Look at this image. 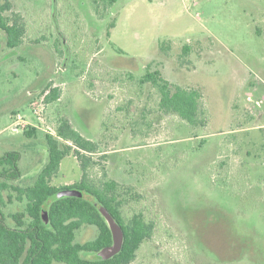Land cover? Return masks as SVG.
Returning <instances> with one entry per match:
<instances>
[{
  "label": "rangeland",
  "instance_id": "rangeland-1",
  "mask_svg": "<svg viewBox=\"0 0 264 264\" xmlns=\"http://www.w3.org/2000/svg\"><path fill=\"white\" fill-rule=\"evenodd\" d=\"M9 1L26 35L9 48L0 30V154L20 153L22 184L47 160L46 132L9 125L16 114L33 124L31 104L51 84L60 96L47 124L66 114L98 144L90 176L103 169L123 215L154 223L132 264H264V0H121L102 18L97 0ZM148 63L199 91L201 129L159 109L153 86L138 82ZM81 174L69 154L50 183ZM95 235L83 226L76 241Z\"/></svg>",
  "mask_w": 264,
  "mask_h": 264
},
{
  "label": "trees",
  "instance_id": "trees-1",
  "mask_svg": "<svg viewBox=\"0 0 264 264\" xmlns=\"http://www.w3.org/2000/svg\"><path fill=\"white\" fill-rule=\"evenodd\" d=\"M120 1L97 0V16L102 18L105 10L114 9ZM100 5L102 9L98 10ZM12 7L9 0H0V30L5 34L7 47L16 48L23 43L26 23L19 12L12 11ZM123 59L124 68L139 70L135 57ZM145 68L138 82L153 86L158 95L159 109L177 115L193 129H201L204 120L199 109V91L171 83L162 70L151 66V63ZM42 94L45 103H52L59 98L60 89L49 84ZM36 130L27 126L22 133L32 137ZM43 136L47 160L31 184L21 182L23 175L18 165L21 158L18 151L0 154V264H132L141 243L153 233V221L141 212L126 218L122 212L124 200L119 197V184L108 179L103 169L104 179L90 176L97 164L93 154L97 153L98 144L81 134L66 114L58 117L55 134L45 133ZM69 154L79 162L82 170L80 179L70 185H52L50 180L58 174L61 160ZM64 188H77L82 191V197L52 200V196ZM97 201L108 209L124 231L121 250L108 259L96 255L112 243L110 230L95 205ZM14 202H17L15 210L6 212L8 204ZM42 210L48 213L47 224L41 219ZM89 225L96 228L95 237L77 242L78 230ZM84 253L93 256L88 258Z\"/></svg>",
  "mask_w": 264,
  "mask_h": 264
},
{
  "label": "water",
  "instance_id": "water-1",
  "mask_svg": "<svg viewBox=\"0 0 264 264\" xmlns=\"http://www.w3.org/2000/svg\"><path fill=\"white\" fill-rule=\"evenodd\" d=\"M82 191L77 188H64L55 193L52 196V200L61 197H82ZM99 213L104 218L112 238V243L101 250H99L96 255L102 259H108L113 255L117 254L123 245L124 241V231L121 225L115 220L114 216L108 211V209L99 203L98 201L95 203ZM41 219L42 221L47 224L49 221L48 213L46 210L41 211Z\"/></svg>",
  "mask_w": 264,
  "mask_h": 264
},
{
  "label": "built area",
  "instance_id": "built-area-1",
  "mask_svg": "<svg viewBox=\"0 0 264 264\" xmlns=\"http://www.w3.org/2000/svg\"><path fill=\"white\" fill-rule=\"evenodd\" d=\"M34 102H32L30 107V116L31 118H33L31 122H33L34 125L32 123H28V121L24 119L20 114H16L14 115L9 126L14 129L22 130L27 126H35L42 128L46 133L55 134V127H50L46 121L45 112L47 103H45L44 101V94L39 95V97L36 98Z\"/></svg>",
  "mask_w": 264,
  "mask_h": 264
},
{
  "label": "crops",
  "instance_id": "crops-1",
  "mask_svg": "<svg viewBox=\"0 0 264 264\" xmlns=\"http://www.w3.org/2000/svg\"><path fill=\"white\" fill-rule=\"evenodd\" d=\"M71 120V119H70Z\"/></svg>",
  "mask_w": 264,
  "mask_h": 264
}]
</instances>
